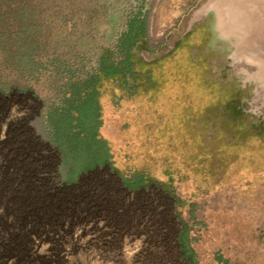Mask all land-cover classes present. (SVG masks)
Masks as SVG:
<instances>
[{
	"label": "rangeland",
	"instance_id": "1",
	"mask_svg": "<svg viewBox=\"0 0 264 264\" xmlns=\"http://www.w3.org/2000/svg\"><path fill=\"white\" fill-rule=\"evenodd\" d=\"M138 13L137 74L94 82ZM263 27L264 0L0 3V264H264Z\"/></svg>",
	"mask_w": 264,
	"mask_h": 264
},
{
	"label": "trees",
	"instance_id": "2",
	"mask_svg": "<svg viewBox=\"0 0 264 264\" xmlns=\"http://www.w3.org/2000/svg\"><path fill=\"white\" fill-rule=\"evenodd\" d=\"M7 0H0V3L5 2ZM22 9V8H21ZM28 8L24 7V10H27ZM141 13H138L136 16H134L133 19H130L128 29L127 31L122 35V40L120 42V38L118 39V43L116 46V51H111L107 50L104 52V54L101 55L99 59V65L94 72H92L93 79H99L100 74L105 76V77H113V76H119L122 77L123 79H129L131 77H134L137 74V69H136V61H134V57L132 53H130V49L134 47L138 40L144 37L145 33V19H139L138 16H141ZM136 23L138 24V28L136 29L135 25ZM125 51V54L120 60V52ZM116 52V53H115ZM92 81V80H91ZM96 82V80L94 81ZM85 89H91L94 90L93 85H84ZM78 91V90H77ZM76 91V92H77ZM84 94H87V91H83ZM96 92L94 91L91 93L92 99L89 100L86 103V111L88 114L90 111L92 112L93 115H96L97 113V107L96 104L94 106V96ZM88 97H90L88 95ZM60 111V110H59ZM58 112V111H57ZM82 119H85V117ZM51 127L52 130L54 131L53 136H47L48 139H50L51 143L54 144L55 146L59 147L61 151L65 154L68 151V147L72 144L74 146H77V152L80 157H83L85 154L89 155V142L91 135L93 133H89L87 130L85 133L81 134L78 132L74 137H71L68 135L69 132V123L70 119L69 117H65L63 115H54L52 114L51 117ZM82 121L80 120L79 125L83 127L81 124ZM93 136V135H92ZM59 140V141H58ZM89 158V157H87ZM100 161L96 159V161L93 162V164H90L89 167H93L96 163H99ZM88 165V164H87ZM24 214V213H23ZM186 256H188V259L190 260L191 264H194V261L191 257H189L188 253H185Z\"/></svg>",
	"mask_w": 264,
	"mask_h": 264
},
{
	"label": "water",
	"instance_id": "3",
	"mask_svg": "<svg viewBox=\"0 0 264 264\" xmlns=\"http://www.w3.org/2000/svg\"><path fill=\"white\" fill-rule=\"evenodd\" d=\"M214 1H216V0H204V2H205L206 4L212 3V2H214ZM263 28H264V27H263ZM260 33H262V35H261V38H259L258 40L263 41V44L258 43V46H259V47H264V29H263L262 31H260Z\"/></svg>",
	"mask_w": 264,
	"mask_h": 264
}]
</instances>
